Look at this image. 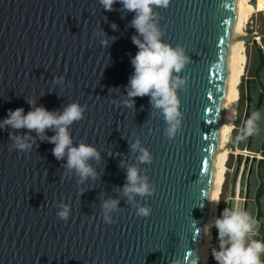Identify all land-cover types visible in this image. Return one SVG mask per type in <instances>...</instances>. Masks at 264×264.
<instances>
[{
    "label": "water",
    "instance_id": "1",
    "mask_svg": "<svg viewBox=\"0 0 264 264\" xmlns=\"http://www.w3.org/2000/svg\"><path fill=\"white\" fill-rule=\"evenodd\" d=\"M250 4L256 7V0ZM114 7L104 11L98 0H0V120L9 109L30 110L27 98L50 111L78 101L87 111L70 128L74 143L101 152L92 162L98 178L78 185L74 174L61 179L66 161L55 159L53 144L37 139L38 146L21 153L11 149V129L0 130V264H198L235 0H171L158 10L163 39L189 57L181 74L187 86L178 92L181 128L172 140L149 97L136 98L134 108L121 103L137 48L135 29L127 27L133 14ZM98 28L117 37L107 49L93 35ZM257 39L250 29L243 37L255 47L259 66L246 81L242 131L229 145L240 153L221 212L242 205L259 221L255 238L264 240V49ZM59 76L64 84L53 86ZM254 111L262 119L248 135ZM137 139L151 152L150 165L130 149ZM131 165L156 191L129 204L122 188ZM108 198L120 199L112 224L102 216ZM62 200L71 206L67 223L56 215ZM137 205L150 206L151 215L137 216Z\"/></svg>",
    "mask_w": 264,
    "mask_h": 264
},
{
    "label": "clouds",
    "instance_id": "2",
    "mask_svg": "<svg viewBox=\"0 0 264 264\" xmlns=\"http://www.w3.org/2000/svg\"><path fill=\"white\" fill-rule=\"evenodd\" d=\"M98 2L104 11H114V6L119 3L122 13L133 14L127 27L135 29L131 41L137 51L131 57L133 72L124 86L126 98L121 103L127 108H134L136 98L149 97L150 105L159 112L165 122V136L169 140L174 139L181 128L182 113L178 92L187 86V78L181 74L189 63V57L183 47L179 45L173 47L163 39L165 33L160 26L163 17L158 10L167 9L171 0H98ZM111 29L117 31L118 25L112 23ZM93 35L99 38V43L106 49L117 39L115 36L108 37L102 28L95 29ZM64 81L65 78L59 76L55 77L52 83L53 86L62 85ZM27 103L30 110L26 113L22 107L9 109L7 116L0 120V130L11 129L9 132L11 149L29 153L36 145L37 139L47 141L54 145L51 152L55 159L66 161L61 165L65 169L61 179L64 176L70 178L74 174L78 177V185L89 179L96 180L98 173L92 162L100 161V150L84 141L74 143L70 131L75 122L85 118L87 105L73 101L63 106L62 111H50L43 105H37L36 99L27 98ZM261 119L260 111L252 112L246 123L248 135L259 131L258 122ZM22 129L26 131L17 134ZM48 131L54 134L48 136ZM32 133H35V137ZM130 149L138 152L137 159L141 164L152 163L151 152L142 146L139 139L130 144ZM83 191L81 189V193ZM155 191L154 185L149 182L146 175L140 174L137 166H127L126 180L122 188L125 203H132L136 197L152 196ZM119 205V198L102 199V216L107 224L114 223L111 213L119 211ZM55 207L58 209L57 217L67 223L71 215L70 204L62 200ZM151 213L150 206L136 207V215L139 217H149ZM214 227L219 241L218 249H214L212 253L216 264H264V240L255 238L259 232V221L242 205L225 207L214 220Z\"/></svg>",
    "mask_w": 264,
    "mask_h": 264
},
{
    "label": "bare ground",
    "instance_id": "3",
    "mask_svg": "<svg viewBox=\"0 0 264 264\" xmlns=\"http://www.w3.org/2000/svg\"><path fill=\"white\" fill-rule=\"evenodd\" d=\"M250 3L251 0H235L232 38L227 56L217 146L213 161V171L202 241L198 255V264H209L210 262L211 249L213 246L212 231L215 228L214 220L218 216L220 197L225 184V176L228 172L227 163L229 153L231 155H238V153H240L237 150H235V152L230 151L229 142L237 118L239 86L246 67L244 56L245 41L243 37L246 36L245 29L251 16L264 12V0H256V7H253Z\"/></svg>",
    "mask_w": 264,
    "mask_h": 264
},
{
    "label": "rangeland",
    "instance_id": "4",
    "mask_svg": "<svg viewBox=\"0 0 264 264\" xmlns=\"http://www.w3.org/2000/svg\"><path fill=\"white\" fill-rule=\"evenodd\" d=\"M248 29L252 30L253 33L258 34L260 36V39H257V40H259V42L261 44H264V12H260V13H257V14H254L253 16H251L249 22L246 25L245 34H246V31ZM244 56H245L246 64L247 63L251 64L253 62L254 57H255V50H254V47H253L251 42H245ZM247 71H248L247 69L244 70V76H243L241 84H240L241 88L239 87V89H241V90H242V87L244 88V78L247 76ZM241 90H239V98L241 96ZM238 101H239V99H238ZM235 126H234L235 130L232 133L229 145L231 143L235 144L237 142V138H238L237 136L238 135L235 134L236 131H237ZM230 151H232V150L230 149ZM234 158H235V155H231L229 153V159H228V163H227L228 172L226 173V176H225L226 177L225 178V184H224V187H223V190H222V194H221V197H220V205H222L223 198L229 191V185H230L231 178H232L231 173L229 172V170L231 168H233ZM229 166L231 167L230 169H229ZM219 209H220V206H219ZM218 213H219V210H218ZM215 231H216V229L214 228L213 231H212V235L213 236H214ZM214 249H216V248H215V243L213 242L209 264H215V260L213 259V256H212V253H213Z\"/></svg>",
    "mask_w": 264,
    "mask_h": 264
},
{
    "label": "flooded vegetation",
    "instance_id": "5",
    "mask_svg": "<svg viewBox=\"0 0 264 264\" xmlns=\"http://www.w3.org/2000/svg\"><path fill=\"white\" fill-rule=\"evenodd\" d=\"M262 45H263V49H264V44H262ZM254 50H255L254 60H253V62L251 64L247 63L248 66H247V68H245V69L248 70L247 71V76L244 78V88L242 87L241 99L239 98V101H238L237 119H236V123H235V125H236L235 127L237 129L235 134L238 135L237 137H239V135H240V133L242 131V127L244 125V119H245L246 112H247V101H246V96H245L246 81L249 80V79L254 78V72H255L256 68L259 66V59H258V55H257V51H256L255 47H254ZM234 130H235V128H234ZM237 140H238V138H237ZM231 170H232V168L229 170V172L231 173V176H232V171ZM225 196L223 198V203H224ZM223 203H222V205H220V209H219V213H218L217 217L220 216V213H221V210H222V207H223ZM213 242L215 243V248H216L217 247V244H216L217 243V231H215V233H214Z\"/></svg>",
    "mask_w": 264,
    "mask_h": 264
},
{
    "label": "trees",
    "instance_id": "6",
    "mask_svg": "<svg viewBox=\"0 0 264 264\" xmlns=\"http://www.w3.org/2000/svg\"><path fill=\"white\" fill-rule=\"evenodd\" d=\"M240 87V86H239ZM241 88V87H240ZM239 90H241V89H239ZM242 93V92H241ZM240 99H241V96H240ZM231 167L229 166V169H230Z\"/></svg>",
    "mask_w": 264,
    "mask_h": 264
},
{
    "label": "built area",
    "instance_id": "7",
    "mask_svg": "<svg viewBox=\"0 0 264 264\" xmlns=\"http://www.w3.org/2000/svg\"><path fill=\"white\" fill-rule=\"evenodd\" d=\"M260 157H258V159H259ZM232 171V170H231Z\"/></svg>",
    "mask_w": 264,
    "mask_h": 264
},
{
    "label": "snow or ice",
    "instance_id": "8",
    "mask_svg": "<svg viewBox=\"0 0 264 264\" xmlns=\"http://www.w3.org/2000/svg\"><path fill=\"white\" fill-rule=\"evenodd\" d=\"M210 111H211V109H210Z\"/></svg>",
    "mask_w": 264,
    "mask_h": 264
}]
</instances>
